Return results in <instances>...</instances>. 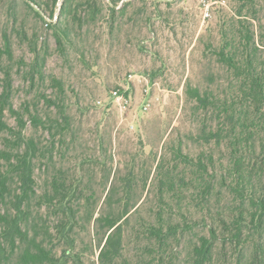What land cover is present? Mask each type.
<instances>
[{
  "label": "trees",
  "instance_id": "1",
  "mask_svg": "<svg viewBox=\"0 0 264 264\" xmlns=\"http://www.w3.org/2000/svg\"><path fill=\"white\" fill-rule=\"evenodd\" d=\"M121 2L0 0V264H264V0L223 14L209 46L220 70L187 88L204 122L198 154L181 144L139 173L115 164L112 140L82 144L64 81L46 72L47 39L17 54L19 7L63 51L106 10L119 27L132 5Z\"/></svg>",
  "mask_w": 264,
  "mask_h": 264
},
{
  "label": "rangeland",
  "instance_id": "2",
  "mask_svg": "<svg viewBox=\"0 0 264 264\" xmlns=\"http://www.w3.org/2000/svg\"><path fill=\"white\" fill-rule=\"evenodd\" d=\"M101 1L107 8L109 0ZM127 1L132 5L114 31L106 10L84 39L63 51L56 47L53 31L19 7L28 34L21 38L25 51L17 49V54L29 53L27 39L39 48L47 39L46 72L64 81L66 111L82 144L93 146L100 136L112 140L115 164L125 172L136 163L139 173L142 165L151 168L163 157L170 159L181 144L185 153L198 154L195 138L204 122L195 115L187 88L203 89L220 70L209 46L221 40L223 14L234 16L238 5L223 0L212 19L204 20L200 0H123L119 6ZM116 91L129 100L125 107L115 99ZM25 95L20 93L19 105Z\"/></svg>",
  "mask_w": 264,
  "mask_h": 264
},
{
  "label": "built area",
  "instance_id": "3",
  "mask_svg": "<svg viewBox=\"0 0 264 264\" xmlns=\"http://www.w3.org/2000/svg\"><path fill=\"white\" fill-rule=\"evenodd\" d=\"M202 9V15L204 20H211L215 10L224 5L223 0H200ZM130 78H133L130 76ZM117 101H119L122 107H125L129 103V100L125 98L119 91L113 93Z\"/></svg>",
  "mask_w": 264,
  "mask_h": 264
}]
</instances>
